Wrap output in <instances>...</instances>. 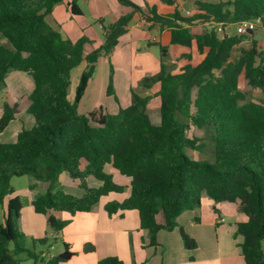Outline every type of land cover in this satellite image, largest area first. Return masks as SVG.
<instances>
[{
	"label": "trees",
	"instance_id": "1",
	"mask_svg": "<svg viewBox=\"0 0 264 264\" xmlns=\"http://www.w3.org/2000/svg\"><path fill=\"white\" fill-rule=\"evenodd\" d=\"M63 1L0 0V91L6 88L10 71L27 72L34 80L27 112L35 119L32 128H23L15 142L0 143V264H22L19 256L24 253L35 264L44 262L42 252L27 247L19 229L24 203L19 196L9 198L15 193L14 177L36 179L43 191L32 206L36 213L48 216L54 232H61L69 221L58 220L51 212L88 213L111 194L125 193L127 186L115 181L106 171L108 166L131 181L128 197L107 201L105 211L110 217L118 211H137L151 246H158L161 230L179 227L185 248L196 249L197 242L180 227L178 218L201 207L206 193L216 203H239V211L249 217L237 225L235 234L243 237L239 244L242 256L246 264H264V99L248 101L239 86L244 74L251 87L264 92V52L241 49L232 58L241 38L224 32L229 25L248 21L264 27V0L197 1L188 17L180 14L176 0H155L175 6L170 14L159 13L148 0L145 7L118 0L132 10L107 26L101 24L105 42L87 55L88 38L75 42L64 38L46 20ZM71 12L82 15L75 3ZM136 13L146 22L169 28L173 45L191 47L195 43L199 53L206 51L204 59L173 73L165 60L167 49L159 45L160 71L141 81L146 89L158 85L155 94L142 96L132 90L130 104L120 106L116 113L100 106L81 114L79 105L99 58L114 51ZM199 25L204 30L193 32ZM83 62L87 67L70 100L72 71ZM107 95L118 102L112 70ZM153 96L160 98L158 124L147 112ZM16 111V104H4L0 133L15 119ZM185 119L206 131L213 143V161L188 155L190 150L202 152L206 143L187 134ZM63 173L78 182L84 191L81 197L58 188ZM89 177L101 185L90 186ZM48 242L46 236L33 240V246ZM63 261L55 256L45 264ZM98 264L127 263L107 257Z\"/></svg>",
	"mask_w": 264,
	"mask_h": 264
},
{
	"label": "crops",
	"instance_id": "2",
	"mask_svg": "<svg viewBox=\"0 0 264 264\" xmlns=\"http://www.w3.org/2000/svg\"><path fill=\"white\" fill-rule=\"evenodd\" d=\"M81 1L85 4H90L92 0ZM112 1L115 10L111 11L109 14L111 23L117 21L122 15L132 10L130 7L116 2V0ZM131 1L138 3L140 0ZM144 1L145 4L142 7L146 5V0ZM148 1L150 6L155 5L157 7L159 13L170 14L175 10V6H166L155 0ZM197 1L202 0H192V8L186 9V14L188 11L192 12L194 10ZM183 2H187V0H182L178 8L182 7ZM73 3L81 10L82 15L75 16L72 14L71 4ZM50 17L58 26L59 32L64 38H69L75 42L82 37H86L91 41L85 46L86 55L99 48L105 42L104 31V38L102 39L91 25L84 21L86 17L85 12L79 5L78 0H64L53 8L52 12L46 17L48 23L53 26L54 23L52 24L49 21ZM72 17H77L79 19L78 21L81 20L82 23L80 22V24L78 23L76 25L72 24ZM103 26L106 25L103 24ZM100 27L103 30L102 25H100ZM228 27L229 26L225 27L224 32L228 35H232L227 31ZM201 28L204 30L203 25L193 27L192 30L198 33ZM159 45L167 49L165 60L168 65L169 62L174 63L179 55H185L191 52L195 53L194 48H192V51H188L187 47L173 45L171 43V31L169 28H160L158 25L146 22L140 14L136 13L130 23L128 33L120 38L119 44L114 51L109 55H102L98 60V62L107 60L109 63L108 79L104 84V95L108 101L111 97L107 95V88L112 70L111 61L118 54L121 56L125 55V59L127 60L126 64L129 75L128 72H126L124 78L121 80L122 84L116 82V79H114L113 83L115 96L118 98L117 102L115 97L112 96L117 103L116 107L112 106V104H110L109 107L104 106L101 104L102 100L99 101L97 97H95L90 101V110L103 106L108 113L109 110L116 113L121 106V99L117 94L120 87H122V89L124 88L123 90L126 93L128 105L131 102L132 90L142 92V96L155 94L158 91V85H153L150 89L139 91L138 87L143 78L155 75L160 71L161 54ZM155 48H158L159 52L155 50ZM196 51L198 52V50ZM205 53L200 54L202 60L205 57ZM187 63L193 64L194 59L184 62V66ZM80 66H82L83 71H85L87 63L83 62L78 67ZM172 72L178 73L173 69ZM132 73L135 74L134 77ZM95 74L96 69L79 105V109L85 98L91 93L92 95L95 94L97 91L93 86ZM6 83V88L0 91V116L3 112L5 103L16 104L17 111L15 119L0 133V143H13L17 140V136L23 128L30 129L35 123L33 115L27 112L29 96L34 89V80L27 72L12 70L6 78ZM151 107H158L160 110L159 97L153 96L148 104V113ZM159 122L160 120L153 121L155 124ZM192 152L196 155L195 151ZM192 158L198 160L194 155ZM106 171L114 176L116 182L127 186L125 193L122 194V198L118 199L119 201L124 200L129 195L131 179L122 176L111 166H108ZM66 174L67 173H63L61 177ZM64 177L66 178V176ZM88 183L92 187H99L101 185V182L94 177H89ZM63 186L64 188L59 189L64 190L66 193L78 197H81L84 193V191L79 188L78 182L73 181L70 177L66 178ZM42 191V187L38 184L36 179L33 178L28 189L30 207L33 208L32 201L41 194ZM15 196L21 197L18 191L15 190L14 195L9 198ZM111 196L112 194L102 199L88 213L71 215L67 212H51L56 219L69 221V224L61 232H52L51 234L55 239L60 238L64 243L65 250L72 253L69 259H65V261L59 262L58 264H98L100 260L107 257H118L127 264H246L241 253V248L239 247V244L243 242V237H235V234L237 225L247 222L249 217L245 213L239 211V203H216L204 193L201 207L184 212L178 218L180 227L197 242L196 249L188 250L184 246L181 230H179L180 228L178 227L173 231L161 230L157 237L158 246H151L149 244L148 231L140 228L139 214L137 211H118L113 216H108L104 206L107 201L114 199H112ZM204 205L207 206V210H205ZM215 209H217V211H215ZM33 211L30 210L29 215L31 219L45 226L46 222L48 223V216L36 213L34 208ZM22 219H24L23 216L20 217V222ZM158 221L160 223L163 222L162 215L158 216ZM42 256L44 257V262L40 264L48 263L55 257V255L51 253L46 254L44 251H42ZM47 256L49 257L48 259Z\"/></svg>",
	"mask_w": 264,
	"mask_h": 264
},
{
	"label": "rangeland",
	"instance_id": "3",
	"mask_svg": "<svg viewBox=\"0 0 264 264\" xmlns=\"http://www.w3.org/2000/svg\"><path fill=\"white\" fill-rule=\"evenodd\" d=\"M202 1L214 2L216 0H202ZM116 2L119 3L118 0H116ZM78 3L85 12L86 17L84 21L88 22L91 25V27L97 32L99 37L103 39L104 38L103 30L101 29L100 25L104 24L107 26L111 23L109 14L111 13V11L115 10L113 1L112 0H96V1L92 0L90 4H85L81 0H78ZM135 4L138 6H144L145 1L140 0L138 3H135ZM191 8H192V0H187V2L182 3V7H180L178 10L183 17H188V15L186 14V9H191ZM71 20H72L71 21L72 24L74 25L78 23L80 24V22L82 23L81 20L78 21L79 19L77 17L75 18L72 17ZM49 21L52 24L54 23L51 17L49 18ZM53 27L59 31L58 26L55 23L53 24ZM236 27H237L236 25H229L228 30H227L232 35H236L241 38V42L239 43V45L235 46V48L232 51V58L235 57L236 55L237 56L240 55L241 49L251 50L252 48H255L259 52L260 51L264 52V27L263 26L256 25L255 30L252 33H247L243 35H239L236 33V30H237ZM201 30L203 29L201 28L199 31ZM219 31L222 33L220 28H219ZM192 48H194L195 53L191 52V53H186L185 55H179L174 63L169 62V66H171V68L174 71L179 73L182 67L184 66V62L186 61L188 62L194 59V63L192 65L194 66L198 65L202 61L201 56H200L201 53H198L196 51L197 47L195 43L191 47H187V50L192 51ZM155 50L158 51V48H155ZM188 56H190V58ZM126 61L127 60L125 59V55L121 56L120 54L114 57L113 60L111 61L112 62L111 64L112 72H113V83H114V79H116V82H119V84H122L121 80L122 78H124L126 72H128V75H129V71L127 70L128 68H127ZM108 70H109V63L107 60L106 61L101 60L100 62L97 63L95 80L93 83V86L97 89V91L95 94L92 95L91 93L85 98L84 102L81 104L80 109H79V112L81 114H85L91 111L90 110L91 108H89L91 105L90 101L91 99H94L95 97H97L99 101L102 100L101 104L104 106L109 107V105L112 104V106L116 107L117 103L114 100V97L111 96L110 100L108 101V99H106L104 95V84L108 79V76H107ZM82 71H83V67L80 66V67H77L71 74V85L68 91V94H69L68 96L70 100L74 99L76 87L79 83L80 74ZM218 74L220 73L218 72ZM114 75H115V78H114ZM134 75L135 74L132 73L133 77ZM130 76H131V72H130ZM239 86H240V89L246 93V97L248 101L259 102L260 100L264 99V92L258 88L251 87L244 74H242L239 78ZM123 89L122 87H120L119 92L117 94H118V97L121 99V102L119 101L121 107H126L128 105V102L126 100L127 98L126 93L124 92ZM144 89L146 88L142 87L140 83V86L138 87V91L144 90ZM138 93L142 95V92H138ZM109 113H113L112 110H109ZM148 114L152 121L160 120V110L158 107H151L149 109ZM185 121L189 125L187 134L189 136H196L199 138H203L206 143V147L202 152H196V155H195V153H193L192 151H188V155L191 158L194 155L200 161H203V160L213 161L214 160L213 143L208 139L206 131L204 129H199L196 126L192 125L190 120L185 119ZM64 176H66V178H69L67 174L63 175L59 180L58 188H64L63 185L66 180ZM32 181H33V177L30 175H25L22 177H14L12 179V185L14 189L18 191L24 203V207L22 208V211H21V216H23L24 219L21 220L19 229L25 235L27 247L29 249L35 250L37 253H41L42 251H44L46 254L51 253L55 256H59L60 254L66 252L65 250L66 248L64 247L63 241L60 238L55 239L54 237L51 236L52 232L54 231L51 229L49 223L46 222L45 226L42 224L40 225V223L33 221L29 215L30 210L33 211V208L29 206L30 203L28 201L29 199L28 189ZM111 198L121 199L122 195L112 194ZM204 206H205L204 207L205 210H207L206 209L207 206L206 205ZM46 236L49 238V242L47 244L42 245L40 243H36V245L33 246V240H39ZM19 257L22 259V264H35L34 260L28 258L25 253L21 254ZM48 258L49 257L47 256V259Z\"/></svg>",
	"mask_w": 264,
	"mask_h": 264
},
{
	"label": "built area",
	"instance_id": "4",
	"mask_svg": "<svg viewBox=\"0 0 264 264\" xmlns=\"http://www.w3.org/2000/svg\"><path fill=\"white\" fill-rule=\"evenodd\" d=\"M177 4L179 5L182 0H176ZM191 12H187V15L189 16ZM256 24L252 21L243 22L237 25V34L243 35L247 34L249 32H253L255 30ZM45 264V263H44Z\"/></svg>",
	"mask_w": 264,
	"mask_h": 264
},
{
	"label": "water",
	"instance_id": "5",
	"mask_svg": "<svg viewBox=\"0 0 264 264\" xmlns=\"http://www.w3.org/2000/svg\"><path fill=\"white\" fill-rule=\"evenodd\" d=\"M252 33V32H249ZM72 256V253L70 251H66L65 253H62L59 255L60 258L62 259H69Z\"/></svg>",
	"mask_w": 264,
	"mask_h": 264
}]
</instances>
